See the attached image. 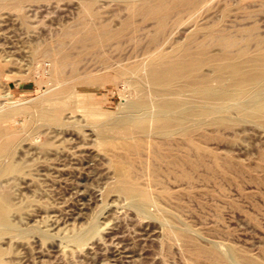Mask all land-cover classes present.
<instances>
[{"label":"rangeland","instance_id":"obj_1","mask_svg":"<svg viewBox=\"0 0 264 264\" xmlns=\"http://www.w3.org/2000/svg\"><path fill=\"white\" fill-rule=\"evenodd\" d=\"M5 3L0 0V99L6 107L22 103L29 113L1 121L7 133L0 141L9 143L14 168L0 164V200L10 204L8 222H0V264H220L195 261L173 231L178 227L203 246L215 247L224 264H264V129L231 115L226 125L199 124L194 145L168 133L161 160L130 138L137 180L153 192L167 190L138 208L132 197L113 188L112 159L125 156V149L108 129V117L123 112L121 103L132 98L135 84L111 78L69 100L58 123L45 121L38 108L50 105L43 97L52 82L47 74L52 56L40 51L55 50L61 30L80 27L81 2ZM92 10L95 17L88 15L85 22L93 26L115 27L127 14L122 0H95ZM188 16L169 19L161 48L181 44L191 34L201 40L199 27L211 24L251 46L264 36V0L213 1ZM147 37L110 40L84 54L67 38L65 46L77 61L65 71L94 63L98 52L140 59ZM140 88L152 98L147 81ZM101 130L112 134L114 144L101 140ZM212 154L228 164L217 165ZM184 155L191 162L176 161ZM151 172L158 174V184L150 180Z\"/></svg>","mask_w":264,"mask_h":264},{"label":"bare ground","instance_id":"obj_2","mask_svg":"<svg viewBox=\"0 0 264 264\" xmlns=\"http://www.w3.org/2000/svg\"><path fill=\"white\" fill-rule=\"evenodd\" d=\"M40 1L6 0L5 4L8 6L11 2L17 7L26 2ZM122 1L125 2L127 14L113 27L107 22L98 26L86 24L88 15L95 17L92 12L95 0H80V27L61 30L56 36V49L51 51L45 46L40 51L41 55L52 56L47 71L52 82L43 97L50 105L45 107L40 104L38 113L45 121L58 123L62 111L70 106L68 101H75L79 93L93 89L111 78H117L124 86L133 82L134 91L128 93L132 98L121 103L123 112L119 116L108 117V129L115 134V138L121 139L119 144L125 149V156L112 159L115 171L113 188L132 197L134 205L142 208L147 200H154L159 194H166L167 190L160 188L153 192L137 180L131 167L133 158L130 138L136 137L138 145L149 146L161 160V156L166 154L161 148L167 143L163 136L168 133H178L189 146L194 145L199 124L226 125L233 120L231 115L243 121L250 120L264 129V36L257 37L254 46H251L246 38H236L211 24L199 27L198 30L204 34L201 40L191 34L181 44L161 48V33H164L171 17H194L211 2L219 0ZM137 16L139 21L135 20ZM149 24L152 29L148 31ZM143 35L148 37L142 46L140 59H136L140 55L130 60V57L111 58L98 52L94 63L65 71L67 65L77 61L65 46L67 38L78 44L80 53L84 54L91 48L99 49L110 40L120 42L125 37L141 38ZM238 44L239 47L233 50L232 47ZM214 45L217 51H213ZM145 81L149 84L151 99L145 97L144 90L140 88ZM4 104L5 101L0 99V139L7 133V128L1 123L4 117L16 112L24 115L29 113V107L22 103L7 107ZM207 117L209 119L206 122ZM101 131V140L114 144L112 134ZM9 152V143L0 141V164L6 161L5 170L14 168L13 162L7 157ZM211 156L217 165L228 164L218 155ZM261 159L264 160V152ZM178 160L191 162L189 155ZM182 175L187 177L185 173ZM149 178L153 183H159L156 172H151ZM9 206L6 198L0 200L2 223L9 220ZM173 231L195 261L225 263L223 255L215 247L203 246L195 237L186 234L183 227L174 228Z\"/></svg>","mask_w":264,"mask_h":264}]
</instances>
